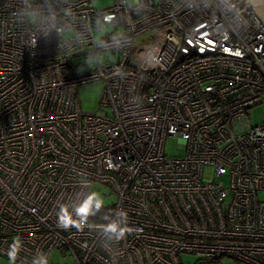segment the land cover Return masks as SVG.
Masks as SVG:
<instances>
[{"label": "built area", "instance_id": "built-area-1", "mask_svg": "<svg viewBox=\"0 0 264 264\" xmlns=\"http://www.w3.org/2000/svg\"><path fill=\"white\" fill-rule=\"evenodd\" d=\"M96 1L0 4V257L15 243L17 264H264V122L247 124L264 107V25L247 0ZM94 81L85 113L76 87ZM171 137L182 156L165 155ZM94 184L112 217L61 227Z\"/></svg>", "mask_w": 264, "mask_h": 264}, {"label": "rangeland", "instance_id": "rangeland-1", "mask_svg": "<svg viewBox=\"0 0 264 264\" xmlns=\"http://www.w3.org/2000/svg\"><path fill=\"white\" fill-rule=\"evenodd\" d=\"M112 0H99L95 2L96 8H104L111 5ZM112 29L107 27L105 33L111 32ZM104 33V34H105ZM103 93V84L100 81L88 82L80 84L76 87V95L80 101V107L85 113H98L100 108V101ZM251 119L247 122L248 125H258L264 122V107L256 106L250 109ZM180 140L176 137L167 138L165 141L164 152L167 157L182 156V152L177 148V144ZM204 181H211L213 179V171L210 167L203 169ZM225 185L226 179L221 180ZM96 192L104 199L103 207H113L116 202V197L111 191L99 184H94L90 190V193ZM261 200H264V194L259 195ZM50 260L54 264H64L66 261L60 258L56 253H53ZM181 264H237L235 261L229 258H222L217 262H205L199 260L198 257L182 254L180 256ZM0 264H17L11 260L3 259L0 257Z\"/></svg>", "mask_w": 264, "mask_h": 264}, {"label": "clouds", "instance_id": "clouds-1", "mask_svg": "<svg viewBox=\"0 0 264 264\" xmlns=\"http://www.w3.org/2000/svg\"><path fill=\"white\" fill-rule=\"evenodd\" d=\"M115 19L113 15H108L104 17V24H111V22ZM97 25H100V21H97ZM104 199L100 197V195L96 192L90 193L76 208H75V216L76 219H73V214L69 213L67 207L64 205L60 206V226L63 228L76 227L77 229L82 230L86 225L88 218L93 216L104 206ZM124 216L123 213H121ZM103 231L107 234H110L116 238V240H120L124 237L125 232L128 231L126 227H122L121 223L117 221H111L105 225H103ZM19 248L14 243L11 247L10 252L8 253L9 259L14 261L16 259V255ZM34 264H48L46 259H41L39 261L34 262Z\"/></svg>", "mask_w": 264, "mask_h": 264}, {"label": "trees", "instance_id": "trees-1", "mask_svg": "<svg viewBox=\"0 0 264 264\" xmlns=\"http://www.w3.org/2000/svg\"><path fill=\"white\" fill-rule=\"evenodd\" d=\"M5 0H0V4ZM113 207H102L95 215L90 216L89 218L95 224L104 223L112 217Z\"/></svg>", "mask_w": 264, "mask_h": 264}, {"label": "water", "instance_id": "water-1", "mask_svg": "<svg viewBox=\"0 0 264 264\" xmlns=\"http://www.w3.org/2000/svg\"><path fill=\"white\" fill-rule=\"evenodd\" d=\"M247 6L258 16L264 25V0H247Z\"/></svg>", "mask_w": 264, "mask_h": 264}, {"label": "bare ground", "instance_id": "bare-ground-1", "mask_svg": "<svg viewBox=\"0 0 264 264\" xmlns=\"http://www.w3.org/2000/svg\"><path fill=\"white\" fill-rule=\"evenodd\" d=\"M260 198V197H259ZM222 258H229V259H232V258H230V257H222ZM221 258V259H222ZM221 259H219V260H221ZM233 261H235L234 259H232ZM217 262V261H216ZM236 262V261H235ZM237 264H241V263H238V262H236Z\"/></svg>", "mask_w": 264, "mask_h": 264}]
</instances>
